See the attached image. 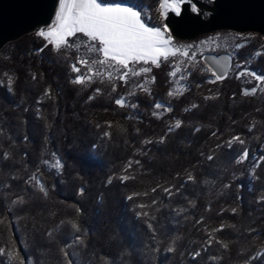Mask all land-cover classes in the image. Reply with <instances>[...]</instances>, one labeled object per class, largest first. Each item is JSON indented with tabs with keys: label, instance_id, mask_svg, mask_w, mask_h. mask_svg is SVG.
Here are the masks:
<instances>
[{
	"label": "trees",
	"instance_id": "16d2710c",
	"mask_svg": "<svg viewBox=\"0 0 264 264\" xmlns=\"http://www.w3.org/2000/svg\"><path fill=\"white\" fill-rule=\"evenodd\" d=\"M118 2L163 27L160 0H103ZM259 48L257 40L242 50L264 74V52L251 58ZM76 63L74 51L35 33L0 50V264L248 259L264 239V146L248 176L264 133V92L195 67L186 90L171 95L160 60L150 63L149 90L117 105L126 82L75 83ZM172 119L179 126L168 130ZM202 226L215 228L204 247Z\"/></svg>",
	"mask_w": 264,
	"mask_h": 264
},
{
	"label": "rangeland",
	"instance_id": "374dc122",
	"mask_svg": "<svg viewBox=\"0 0 264 264\" xmlns=\"http://www.w3.org/2000/svg\"><path fill=\"white\" fill-rule=\"evenodd\" d=\"M206 4H211L212 0H201ZM100 2V0H98ZM106 6H121V7H130L124 3H104ZM59 7L58 5L55 11V14ZM133 10L139 11V9L131 6ZM160 10V9H159ZM191 11V10H190ZM140 12V11H139ZM201 16L206 18L209 14L208 8H201ZM52 18V21L44 26L40 27L34 32L35 35L39 31H44L45 36L43 38L46 39L47 43H51L54 49H71L75 52L77 63L74 65L79 69V72H75L76 77L80 76L83 78L82 83H88L95 80H106V81H115L120 80L122 82H126V94L122 95V99L124 101L128 100V98L133 97V95L137 91H147L150 88V85L154 82V76L150 72L144 73L141 72L142 68H151L150 63L145 64L143 61L133 63L129 61L128 67L125 68L121 65H118L116 62L111 61L109 58L108 63L101 64L100 60L104 59L103 53L98 51V42L91 41L90 38L84 36L83 33H73L71 36H63L58 44L53 43V41L57 40L56 36L47 37L48 31H55L57 26L56 15ZM163 17V16H162ZM165 17H163L164 19ZM141 22L143 20L141 19ZM147 27L149 26L147 23H144ZM165 25V24H164ZM163 25V26H164ZM163 28V27H161ZM29 34V33H28ZM168 35L171 36V41L167 45L169 50V55L167 58L158 57V61L165 60L167 61V65L169 66L168 70V83H169V92L171 95H179L187 88V78L190 72L196 68H200L202 70H207L213 75V72L208 68L206 63L203 61L204 55L207 53H212L215 55L219 54H227L231 58V65L227 72V78L235 79L236 82H241L244 89L250 93H262L264 92V80H258L257 75H261L258 70H253L250 68L251 60L246 61V51L242 50V48L248 45L254 46L256 41L259 40V48L255 50L252 55V59H256L259 54L264 52V36L256 33L254 31H245L238 32L229 29H220L212 32L200 34L196 36V38L190 40H181L173 37L169 31ZM257 36H259L258 39ZM42 37V36H41ZM47 37V38H46ZM261 41V42H260ZM239 45V47H237ZM127 73L125 78H121L124 74ZM138 73V74H134ZM214 76V75H213ZM75 77V78H76ZM215 78V76H214ZM255 88L256 91L252 92L251 90ZM178 119H172L168 122V130H173L177 127ZM261 141L256 146L255 152L251 156V169L249 170V177H252V173L254 168L258 165L260 160L259 151L264 146V133L261 135ZM237 137V136H234ZM162 140V137H151L147 139V141L159 142ZM232 143L237 140H233V137L229 140ZM131 162V161H130ZM129 162V163H130ZM129 163L125 166V169L129 167ZM189 176V173H186V177ZM119 178L127 177V173L123 170L118 175ZM215 228L211 229L206 226H202L199 231L200 234L198 236L201 239H197L196 243L200 247H204L209 244V241L212 237V233ZM198 251L192 253L191 255H195ZM263 255V256H262ZM262 256V257H261ZM261 257V258H260ZM259 259L258 264H264V239L256 249L253 250L252 255L246 259L238 262L236 264H250L251 259Z\"/></svg>",
	"mask_w": 264,
	"mask_h": 264
},
{
	"label": "snow or ice",
	"instance_id": "6c2138e0",
	"mask_svg": "<svg viewBox=\"0 0 264 264\" xmlns=\"http://www.w3.org/2000/svg\"><path fill=\"white\" fill-rule=\"evenodd\" d=\"M184 5L190 6L193 14H202L201 8L195 0H160V15L166 18L171 12L180 16ZM55 15L56 30L48 31L47 37L56 36L57 40L53 43L58 44L65 35L71 36L74 32L83 33L91 41L98 42V51L102 52L104 56V59L99 61L101 64L108 63L110 58L111 61L125 68L128 67L129 61L133 63L143 61L145 64L151 62L152 65H157L158 57L167 58L170 54L167 45L171 41V36L168 35L167 24L163 28L147 27L141 22V13L133 10L132 7L106 6L103 4V0L101 2L98 0H59V7ZM37 34L42 37L45 36L44 31H39ZM73 71L79 72V69L73 66ZM140 71L147 73L151 71V68L145 67ZM213 75L216 76L217 80L222 78L216 72H213ZM126 76L127 73L121 78ZM256 78L264 80V74L257 75ZM74 82L82 83L83 78L77 76ZM251 91L255 92L256 89L253 88ZM115 103L122 105L123 99H116ZM155 107L160 108L164 105L158 103ZM179 123L177 121V126ZM233 140H239V137H233ZM240 142L243 143V141ZM231 144L232 141H229L228 146L231 147ZM246 157L247 150L244 151L240 159L243 160ZM212 158L211 156L208 157L209 160ZM192 179L193 177L190 175L189 180ZM72 227L77 228V225L73 223Z\"/></svg>",
	"mask_w": 264,
	"mask_h": 264
},
{
	"label": "water",
	"instance_id": "95a60500",
	"mask_svg": "<svg viewBox=\"0 0 264 264\" xmlns=\"http://www.w3.org/2000/svg\"><path fill=\"white\" fill-rule=\"evenodd\" d=\"M200 8H208L206 18L193 14L184 5L182 15L169 12L164 18L171 35L190 40L220 29L238 32L254 31L264 36V0H214L210 5L195 0ZM58 0H0V50L9 42L48 25L54 17ZM203 61L212 72L227 76L231 58L227 54L207 53ZM216 78V76H215Z\"/></svg>",
	"mask_w": 264,
	"mask_h": 264
}]
</instances>
